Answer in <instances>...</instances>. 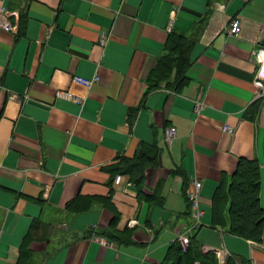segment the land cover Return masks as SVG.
<instances>
[{
    "label": "crops",
    "instance_id": "0c3cea01",
    "mask_svg": "<svg viewBox=\"0 0 264 264\" xmlns=\"http://www.w3.org/2000/svg\"><path fill=\"white\" fill-rule=\"evenodd\" d=\"M5 12L16 32L0 28V264H161L182 235L229 264H264V239L212 226L242 159L262 168L264 208V0H0ZM172 33L193 44L189 82L174 72L151 88ZM146 146L158 165L140 194L111 169Z\"/></svg>",
    "mask_w": 264,
    "mask_h": 264
},
{
    "label": "trees",
    "instance_id": "16d2710c",
    "mask_svg": "<svg viewBox=\"0 0 264 264\" xmlns=\"http://www.w3.org/2000/svg\"><path fill=\"white\" fill-rule=\"evenodd\" d=\"M192 47V42L184 35L172 33L166 45V53L149 76L151 88L158 89L161 83L170 81L174 72L178 86L182 88L186 85L189 82L186 74L191 65ZM158 154L156 147L146 146L138 151L133 159L121 158L111 170L113 174H130L142 194L141 187L146 180V171L158 165ZM261 172L262 168L257 161L242 159L239 162L231 183L226 187H220L214 197L212 226L222 227L230 234L245 240L263 242L264 208L260 196ZM228 262L229 260L227 264ZM161 264H218V260L213 253H204L194 236L186 247L176 241L169 248Z\"/></svg>",
    "mask_w": 264,
    "mask_h": 264
},
{
    "label": "built area",
    "instance_id": "2783aa9c",
    "mask_svg": "<svg viewBox=\"0 0 264 264\" xmlns=\"http://www.w3.org/2000/svg\"><path fill=\"white\" fill-rule=\"evenodd\" d=\"M12 15L14 14L6 13V12L2 14V16L0 17V28L1 29L9 31V32H16V26H13L9 21V18ZM170 30H171V26L169 27V31ZM227 32L231 36H234V37H238V35L240 36L242 32L241 24L238 21H234L228 28ZM108 41H109V36L104 34L101 38V43L103 45H106ZM99 80L100 78L97 76L91 79H85V78H80V77L75 78L76 82H79L88 87H91L92 85L98 83ZM261 97H264V88L258 96V98H261ZM197 108H199V105L197 106ZM176 130L177 128L174 126H170L169 128L166 129V142H168L169 144H171L173 139L176 137L177 135ZM223 130L229 134L233 133V128H231L230 126H225ZM192 186L194 190L188 192V198L191 204V216L194 221V227L199 228L203 224L202 220L204 217V211L202 210L201 205H200V192L202 188V183L199 181H194ZM191 241H192L191 238L185 235L180 236L178 239V242L181 243L185 247L188 246ZM201 250L204 253H213L214 255H216L218 264H227L229 253L222 251V250L219 251L218 249L207 248V247H201Z\"/></svg>",
    "mask_w": 264,
    "mask_h": 264
}]
</instances>
